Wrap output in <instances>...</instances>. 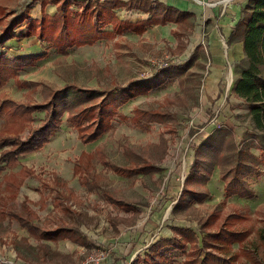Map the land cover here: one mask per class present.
<instances>
[{"label": "rangeland", "instance_id": "obj_1", "mask_svg": "<svg viewBox=\"0 0 264 264\" xmlns=\"http://www.w3.org/2000/svg\"><path fill=\"white\" fill-rule=\"evenodd\" d=\"M33 4L37 8L40 6L38 0H0V29H4L10 22L9 18L27 6L30 14ZM50 5L56 10L54 4ZM41 11L45 13L44 8ZM54 13L55 11L52 14ZM119 15L122 19L137 21L130 13ZM194 23L196 32L197 25L201 26L203 23L201 33L208 27L201 19L196 18ZM19 27L20 32L23 31L25 22L19 24ZM170 28L172 32L168 31ZM173 28H175L173 23H167L162 28L152 24L145 28V33L134 35L123 32L121 35L105 38L96 45L72 46L68 53V48L65 53L60 52L54 49L51 43L33 35L24 37L36 38L46 44L40 43L42 53L19 59L20 64L15 74L8 77L6 84L0 86L3 90L0 92V100L9 98L22 104L40 103L46 101L53 90L67 84L108 91L131 81L148 78L149 83L158 85L147 94L137 95L119 105L117 110L131 116L135 108L157 109L164 112L167 119L164 122L153 121L140 127L115 116L111 129L100 134L94 141L83 143L74 125L66 120L68 112H64L60 118L59 128L42 149L37 150V153L20 157V163L32 167L34 175L30 182L35 185L23 187L22 191L15 195L11 208L14 205L16 210L25 214L19 210L18 204L26 196L25 192L30 198L34 194L32 190L42 192L39 179L52 177L63 179L70 190L68 193L71 194L69 201L65 200V203L80 215L55 209L52 201L53 191L47 197L39 199V203L33 202L37 199H30L32 200L30 204L27 197L26 204L38 216L37 224L40 226L51 228L59 222L69 225L77 223L90 245L79 246L68 239L42 240L48 247L47 254L43 255L44 250L38 247V240L29 235L16 220H9L6 216L0 223V264L74 263L84 259L91 249L97 246L108 249L112 260L121 261L124 256L132 253L135 260L136 255L139 257L144 254L147 244L152 239L168 233L170 226H188L198 232V220L210 210L221 206L222 201L218 202L220 196L213 198L208 195L202 202H192L187 208L173 209L181 192L182 181L192 162L194 148L206 135L203 129L209 130L212 122L217 126L223 124L234 133L238 132L236 138L239 141L245 137V132L252 131L253 124L246 103L241 99L235 100L234 97H237L230 92V86L237 76L234 66L241 59L238 62L228 60L225 62L217 96L205 101L201 91L206 74V51L196 53L195 56L200 57L199 59L185 55L187 47L180 50L177 44L189 41V37L176 35ZM25 44L22 43L23 46ZM192 47L191 44L188 46L190 49ZM201 47L203 48V45ZM228 47L227 44L223 45L224 52ZM188 59L189 63L182 66ZM34 61H37V65L22 71L23 67ZM10 79L13 81L9 82ZM229 94L234 97L232 95L229 97ZM84 99L85 94L82 93L74 106L77 109L84 106L87 103L83 101ZM220 101L224 107L221 115L216 111ZM95 103H98V100L91 104ZM32 116L35 125L40 122L42 113L32 112ZM4 118V115H0V138L6 131V134L13 132L8 130L10 127H3L6 122ZM206 125L210 126L206 128ZM20 129H17L19 135L24 137L28 126L24 124ZM201 130L203 131L199 132ZM96 147L103 150L106 159L111 163L123 165L132 160L139 161L134 156L139 154L153 163L158 170L153 174H139L130 178L113 172L95 160V167L91 172L99 176L101 186L88 190L79 176L73 172V160L82 150L90 151ZM1 165L2 170L7 167ZM215 169L219 170L218 167H214L211 174ZM206 185L207 182L203 186L204 189ZM103 189L119 199L135 203L137 213L125 212L109 203L102 196ZM44 193L46 195L47 191ZM238 205L236 199L229 197L228 203L222 205V208L225 211L243 212ZM246 212L251 213L249 219L244 222L247 227L255 228L257 224L262 223L257 217L259 215L257 212L247 210ZM29 215L32 216L30 213ZM21 237L27 238L28 243L21 242L17 248L12 240L18 241ZM236 245L234 244V247ZM17 251L23 256H19ZM173 252L168 256L169 264H182V252Z\"/></svg>", "mask_w": 264, "mask_h": 264}, {"label": "trees", "instance_id": "obj_2", "mask_svg": "<svg viewBox=\"0 0 264 264\" xmlns=\"http://www.w3.org/2000/svg\"><path fill=\"white\" fill-rule=\"evenodd\" d=\"M38 1L42 10L47 4H54L55 13L51 15L42 12L38 19H33L27 6L10 18L9 24L0 34V43L11 39L15 35L14 28L22 22H25V27L16 36L33 35L65 53L69 47L92 45L100 39L112 38L123 32L142 34L145 28L152 24L174 23L176 27L173 33L187 37L195 21L193 12L180 10L158 0ZM117 8L141 11L149 14V17L132 22L119 18L115 12ZM108 25L111 26V30L106 29ZM228 41L242 42L244 56L234 66L237 76L230 86V92L246 103L253 124L252 131L245 132V137L237 141L231 128L219 126L203 137L194 148L192 162L173 209L187 208L190 203L202 202L209 195L203 186L214 167L219 169L225 199L221 202V206L210 210L198 220V232L188 226L172 225L170 237L155 239L148 246L144 256L138 257L130 264H167L166 251H181L184 255L182 264H264V220L260 226L250 228L244 224L249 219L246 214L238 210L225 211L222 208L230 195L241 197L253 195L244 177L258 171L259 165L264 164V157L258 158L252 152L253 148L264 151V0L246 1ZM186 44L187 42L183 41L177 45L180 50H184ZM196 49L203 51L200 45ZM189 60L182 66H186ZM19 64V59H9L0 54V86L8 77L15 74ZM149 80L147 78L131 81L108 91L67 84L53 90L46 101L33 104L16 103L9 98H3L0 100V115H4L6 121L3 127H10L8 130L13 132L6 134V131L0 138V169L3 167L1 164L13 166L18 162V157L42 148L56 133L60 126L61 115L66 111L67 122L74 125L83 143L94 141L100 134L111 129L115 116L120 120H129L140 127L153 121L164 122L167 119L165 113L157 109L135 108L131 116H126L117 110L119 105L137 95L147 94L158 85V83H149ZM82 93L85 94L83 101L87 103L77 109L74 103ZM95 96L96 98L93 99ZM95 100H98V103L91 104ZM32 112L42 113L38 124H33ZM24 124L28 129L23 137L19 135L17 129ZM134 156L139 161L132 160L128 164L118 165L109 162L100 148H96L93 152L82 151L73 162V172L79 176L88 190H92L93 187L101 186L99 176L91 172L95 167V160L113 172L130 178L139 174H153L158 170L153 163L139 154ZM32 173L30 169L22 166L20 174L10 173L6 176L4 192L0 193V223L6 216L9 220H16L29 235L38 240L37 245L44 250L43 255L47 254L48 247L42 243V240L68 239L76 244L86 245V235L77 223L69 225L59 222L47 228L34 222V213L27 206L26 201L20 204L19 209L25 214L16 210L14 205L11 208L19 185L25 176ZM51 183L52 185L42 180V185L54 192L55 209L80 215L65 203L69 201L71 195L65 182L54 177ZM101 193L104 199L118 208L124 211H136L133 203L119 199L105 189ZM12 242L17 248L21 242L28 243L27 238L22 237L18 241L13 239ZM234 244H237L236 247ZM27 246L30 248L29 245ZM18 255L23 256L20 252Z\"/></svg>", "mask_w": 264, "mask_h": 264}, {"label": "crops", "instance_id": "obj_3", "mask_svg": "<svg viewBox=\"0 0 264 264\" xmlns=\"http://www.w3.org/2000/svg\"><path fill=\"white\" fill-rule=\"evenodd\" d=\"M158 1H161L164 4L176 7L180 10H186V11L193 12L195 14V19L196 18L198 20L201 19V20H204V23L206 22L208 27L205 31H202V33H201V30H203L202 29L203 23L201 26L197 25L198 26L197 32L195 31V28H194L195 23H194V26L192 28V34H189L187 36V37H189V41L186 40L187 50L185 52L186 53L185 55L195 56V55H197L196 54L197 52H203L204 50L206 51V54H205L206 60H207L206 71H205L206 74H205L204 86H203L201 93H202V96H203L205 101L211 100L212 98L217 96V93L219 91V82H220V78L222 77V72H223L224 66L226 64L225 62L227 60L231 61V62H238L244 56L243 48H242V42H240V41H228V38H229V36L233 30V27H234L236 21L239 18L240 10L245 5L247 0H158ZM32 7L35 9L30 8L31 17L32 18H39L41 16V13H42L40 6H38V8H37L33 4ZM44 11H45V13L52 14L55 11V7L53 5H50V4L46 5L44 7ZM115 12H116L118 17H120L119 14L130 13V14H132V17L135 18L134 20L146 19L149 17V14H147V13L137 11V10L127 11L124 8H117L115 10ZM8 18H9V16H8ZM166 24L156 25V26H161V28H162ZM150 26H152V25L147 26V28ZM110 27L111 26L108 25L106 27V29L110 30ZM175 27H176V25H175ZM173 29H175V28H173ZM2 30H3V28L0 29V34L2 33ZM168 31L172 32V29L168 30ZM13 32L15 35L11 39L5 41L4 43H2L0 45V54L4 55V57L16 60V59H20L21 57H24V56L36 55V54L42 53L41 52L42 48H41L40 43L46 44L44 41H40L36 38H31V37L24 38V37L16 36L17 33L20 32L19 25L14 28ZM124 33H131V34L135 35V33H133V32H124ZM100 41H104V39H100V40L96 41L94 43V45H96V43H99ZM24 42L26 43L25 46L22 45V43H24ZM190 44L193 46L191 49L188 48V46ZM224 44H227L229 46L228 50L226 52H224L225 50L223 49ZM199 45L200 46L203 45V51L200 49L199 50L196 49V47ZM82 47H88V46H82ZM186 47H185V49H186ZM70 49H72V47L67 49V53L70 51ZM199 58L200 57L195 56V59H199ZM29 63H30V65L23 67L22 71L27 70L29 68H32V67H34V65H37V61L29 62ZM20 72H21V70H20ZM12 81H13L12 79L9 80V82H12ZM9 82H7V83H9ZM1 89H0V92L3 91ZM231 95L232 94H229L228 96L230 97ZM232 96L234 97V95H232ZM234 99L240 100L241 98H238V97L235 98L234 97ZM221 103L222 102L220 101L219 107L216 108V111H219V113H218L219 115H221L223 110H224V107H222L223 104L221 105ZM218 114H216V116L220 117V116H218ZM211 125L212 126L209 125L211 127L209 130L203 129L206 131L205 132L206 135L208 133L212 132L213 130H215L216 128H218L219 126H226L223 124L222 125L220 124L217 126L215 124V122H212ZM209 126L206 125L205 127L207 128ZM205 127L203 126V128H205ZM203 130H201L199 132H202ZM237 133L238 132L234 133L235 136ZM236 140H237V138H236ZM237 141H239V140H237ZM96 148H98V147H96ZM95 149L90 150V151H86V150H82V151L93 152V151H95ZM81 152L79 153V155L81 154ZM252 152L258 158L264 157L263 149L253 148ZM34 153H37V151L26 153L22 156L31 155ZM20 157H18V162L15 165L7 166L3 170L0 169V193L4 192V187L6 186V179L5 178L10 173L20 174L22 166H25L26 168H28L32 171L31 166H29L26 163H20ZM219 174H220L219 170L215 169L213 171V173L211 174V176L209 177V179L207 181V185H206V189L209 192V195H211L213 198L220 196L218 199V202L223 201L225 199V192L223 189V181L219 178ZM33 175H34V173H32L31 175L29 174V175L24 177V179L22 180L21 184L18 187L16 196L18 195V193H20L22 191L23 187L35 185L33 182H30V180L33 178L32 177ZM53 178L54 177H52L51 179H42V180L47 181L50 183V185H52L51 182L53 181ZM184 179H185V177H184ZM244 179H245L246 183L248 184L249 188L253 191V195L251 197H247V196L241 197L238 195H230L226 198V201L224 202L223 205L228 203L229 197L230 198L233 197L239 203L238 208H241V210H243V213L246 214L248 218L250 217L251 213L248 214L246 212V210L249 212H254V213L257 212V214H259L257 216L258 219L264 220V164H260L258 167V171H255L253 173L246 175L244 177ZM42 180L39 179L40 185H41L40 187L42 188V192L40 193L36 190H32L34 194L31 195V198L29 196H27L28 193L25 192L26 196L23 197L22 202H25L27 200V197H28L29 201H30V199H37L36 201H33V202L39 203V199H43L44 197H47L49 195V193L52 192L50 189H48L47 187H44L42 185ZM60 180L63 181V179H60ZM217 181H219L220 184H218ZM183 182H184V180L182 181V186H183ZM45 191H47L46 195L44 193ZM38 194H39V196H38ZM177 199H176V201H177ZM14 200H13V202H14ZM52 201H53V197H52ZM31 203H32V200L30 201V204ZM131 203H133V202H131ZM195 203H197V202H195ZM20 204H18V205H20ZM133 204L135 205L136 211L135 212L125 211V212H132V214H136L138 209H137L136 204L135 203H133ZM30 210H31V208H30ZM31 211L34 213L33 220L35 223H37L38 216L35 214V212L33 210H31ZM258 225L260 226L261 222L259 224H257L256 226H258ZM177 226H179V225H177ZM180 226H182V225H180ZM171 233L172 232L169 229L168 233L161 234L160 237H170ZM154 240L155 239H152L147 244V247L145 250H147L150 243H152ZM77 245L83 246V247H88L90 245V242L87 240L86 245H81V244H77ZM172 253H174V252L173 251H166L165 252L167 264H169L168 256ZM143 256H144V254L139 256V257H143ZM182 256H183L182 257V261H183L184 255H182ZM133 257H134V253H132L131 255H128V256H124V259H121V261H120L119 259L112 260V259H110V256H108L107 259L105 260V262H103V264H130L131 262L137 260L138 255L135 256V260ZM76 262H78V261H76Z\"/></svg>", "mask_w": 264, "mask_h": 264}, {"label": "built area", "instance_id": "obj_4", "mask_svg": "<svg viewBox=\"0 0 264 264\" xmlns=\"http://www.w3.org/2000/svg\"><path fill=\"white\" fill-rule=\"evenodd\" d=\"M109 256V250L104 247H93L88 256L78 262L63 264H103Z\"/></svg>", "mask_w": 264, "mask_h": 264}]
</instances>
